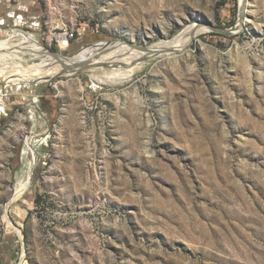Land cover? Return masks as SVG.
<instances>
[{
  "label": "rangeland",
  "instance_id": "374dc122",
  "mask_svg": "<svg viewBox=\"0 0 264 264\" xmlns=\"http://www.w3.org/2000/svg\"><path fill=\"white\" fill-rule=\"evenodd\" d=\"M0 40L42 70L130 49L0 79V264H264V0H2Z\"/></svg>",
  "mask_w": 264,
  "mask_h": 264
},
{
  "label": "bare ground",
  "instance_id": "6f19581e",
  "mask_svg": "<svg viewBox=\"0 0 264 264\" xmlns=\"http://www.w3.org/2000/svg\"><path fill=\"white\" fill-rule=\"evenodd\" d=\"M243 23L244 21L239 22L235 27L230 29V32L241 29V25ZM195 32H196L195 30L193 31L185 30L175 40H173V42L160 43L156 45L153 49L150 48L151 50H147L144 48H134V49L131 48L132 51L129 53V55L138 56L139 54L144 53V52H149L151 54H156L157 52L166 53V54L172 53V51H174L177 48L186 47L190 42L189 37L192 36ZM22 41L24 44V49L28 48L30 50V48L32 49L36 45V43L33 42L29 36L23 39ZM4 42L5 41L0 40V49L3 48L2 46L4 45ZM115 42L121 43L120 41H115ZM32 43L33 45L30 46ZM24 49H20L18 51H23ZM117 49H118V45L116 43H111L106 46L98 45V46L90 47L88 49H83L82 51H80L79 54H76L75 56L67 57V58H71L70 60L66 59L63 62L61 61L60 63H57L54 67H52L53 65H49L50 67H47L45 70H42L43 68L38 69L35 67L23 68L22 64L4 65L2 62H0V79L7 82V85H10L13 82H20L23 79H29L30 77H37V79H39L40 81H44L54 76L55 74L62 73L64 71L65 72L77 71L80 68L86 67L89 65H94V66L104 65V67L106 66V67H112L113 69H116V67L119 66L118 64L119 61L122 58H124L127 52H129L130 50V49L129 50L125 49V50H121L118 53ZM0 56L2 55L0 54ZM123 64L125 65L126 63H122V65ZM12 69H14V71H12ZM25 184L23 186L18 187L16 197H18L20 194L23 193L24 189L26 188ZM5 218L11 223V219L7 213H5ZM16 229L21 233V230L19 228H16Z\"/></svg>",
  "mask_w": 264,
  "mask_h": 264
},
{
  "label": "water",
  "instance_id": "95a60500",
  "mask_svg": "<svg viewBox=\"0 0 264 264\" xmlns=\"http://www.w3.org/2000/svg\"><path fill=\"white\" fill-rule=\"evenodd\" d=\"M109 42H104V43H96V44H94L95 46H98V45H106V44H108Z\"/></svg>",
  "mask_w": 264,
  "mask_h": 264
},
{
  "label": "built area",
  "instance_id": "2783aa9c",
  "mask_svg": "<svg viewBox=\"0 0 264 264\" xmlns=\"http://www.w3.org/2000/svg\"><path fill=\"white\" fill-rule=\"evenodd\" d=\"M0 3H2V0H0ZM20 16V19H22L23 18V16L22 15H19ZM2 24V23H1Z\"/></svg>",
  "mask_w": 264,
  "mask_h": 264
}]
</instances>
